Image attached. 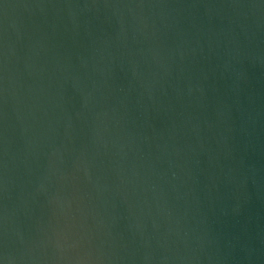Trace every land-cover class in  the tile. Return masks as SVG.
<instances>
[{
    "label": "water",
    "instance_id": "1",
    "mask_svg": "<svg viewBox=\"0 0 264 264\" xmlns=\"http://www.w3.org/2000/svg\"><path fill=\"white\" fill-rule=\"evenodd\" d=\"M0 264H264V0H0Z\"/></svg>",
    "mask_w": 264,
    "mask_h": 264
}]
</instances>
